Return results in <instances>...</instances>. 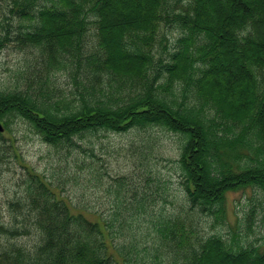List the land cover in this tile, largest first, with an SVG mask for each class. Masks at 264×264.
<instances>
[{"label": "trees", "instance_id": "1", "mask_svg": "<svg viewBox=\"0 0 264 264\" xmlns=\"http://www.w3.org/2000/svg\"><path fill=\"white\" fill-rule=\"evenodd\" d=\"M13 5L19 28L0 37V57L11 41L37 49L43 74L26 91L0 92L4 129L18 117L45 143L66 149L97 132L176 134L186 203L142 230L126 220L146 214L147 195L126 199L115 190L126 218L117 206L114 219L95 222L32 174L25 197L10 205L22 227L32 221L40 243L29 249L11 244L22 233L0 214V264H264V243L241 244L236 231L228 238L197 232L199 215L227 219L229 192L264 190V0ZM166 28L180 34L170 52ZM55 71L72 73L73 100L58 88ZM4 158L0 150V165ZM117 182L123 186L122 178ZM126 228L130 241L120 249L113 239Z\"/></svg>", "mask_w": 264, "mask_h": 264}, {"label": "rangeland", "instance_id": "2", "mask_svg": "<svg viewBox=\"0 0 264 264\" xmlns=\"http://www.w3.org/2000/svg\"><path fill=\"white\" fill-rule=\"evenodd\" d=\"M179 1L185 3L187 0ZM13 2L0 0V37L6 36L9 29L10 37L18 31L19 19ZM165 34L170 52L180 34L170 28L165 29ZM6 45L0 57V92L26 91L33 80L38 84L43 74L39 51L22 48L13 41ZM157 51L161 53L162 48L157 46ZM53 78L65 95L72 100L77 96L72 73L55 71ZM0 127V150L5 154L0 165V214L9 228L22 233L11 244L29 249L40 243V234L31 225L32 221L25 222L22 227V216L15 217L10 205L11 200L25 197L32 174L51 183L58 197L71 209L74 206L85 208L91 213L87 218L95 222L114 219L113 214L119 212L117 206L123 207L116 203L115 190H120L126 199L137 193L147 195L146 214L126 220L127 226L141 223L142 230L152 220L177 215L184 208L185 191L178 165L181 137L176 134L159 129L126 135L97 132L75 138L74 146L66 149L45 143L24 119L16 117L6 130L0 121ZM145 166L149 168L146 170ZM119 178H122V187L117 182ZM125 206L120 210L124 218L128 211ZM226 210L227 219L223 223H216L212 216L199 215L198 234L228 238L236 231L241 244L264 243V190L248 188L229 192ZM142 230L136 239L141 238ZM128 236L127 228L122 230V234L113 239L115 246L122 249L130 241Z\"/></svg>", "mask_w": 264, "mask_h": 264}, {"label": "water", "instance_id": "3", "mask_svg": "<svg viewBox=\"0 0 264 264\" xmlns=\"http://www.w3.org/2000/svg\"><path fill=\"white\" fill-rule=\"evenodd\" d=\"M0 130H2L1 127H0Z\"/></svg>", "mask_w": 264, "mask_h": 264}]
</instances>
